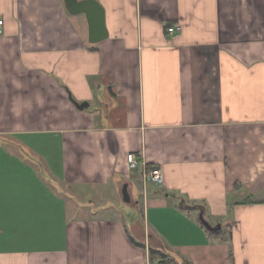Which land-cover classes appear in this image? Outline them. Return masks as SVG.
I'll return each instance as SVG.
<instances>
[{
  "label": "crops",
  "instance_id": "0c3cea01",
  "mask_svg": "<svg viewBox=\"0 0 264 264\" xmlns=\"http://www.w3.org/2000/svg\"><path fill=\"white\" fill-rule=\"evenodd\" d=\"M96 1L0 0V264H264V0Z\"/></svg>",
  "mask_w": 264,
  "mask_h": 264
},
{
  "label": "water",
  "instance_id": "95a60500",
  "mask_svg": "<svg viewBox=\"0 0 264 264\" xmlns=\"http://www.w3.org/2000/svg\"><path fill=\"white\" fill-rule=\"evenodd\" d=\"M63 5L66 11L70 14H84L87 27H88V40L90 43H98L107 37V31L104 21V11L102 6L96 0H63ZM71 102L79 110H82L88 106V103H78L69 97ZM122 200L125 203L130 202V197L126 190V185L122 188ZM200 222L204 227L210 231L218 229V227L212 228L200 215Z\"/></svg>",
  "mask_w": 264,
  "mask_h": 264
},
{
  "label": "built area",
  "instance_id": "2783aa9c",
  "mask_svg": "<svg viewBox=\"0 0 264 264\" xmlns=\"http://www.w3.org/2000/svg\"><path fill=\"white\" fill-rule=\"evenodd\" d=\"M2 23L3 21L0 19V34L2 33ZM178 29V27H168L167 31L169 33H173ZM127 162L130 168H135L138 164L137 159L134 154L127 155ZM143 178L146 182H150L152 184L160 185L163 183V176L161 170L159 168H154L146 173H144Z\"/></svg>",
  "mask_w": 264,
  "mask_h": 264
},
{
  "label": "trees",
  "instance_id": "16d2710c",
  "mask_svg": "<svg viewBox=\"0 0 264 264\" xmlns=\"http://www.w3.org/2000/svg\"><path fill=\"white\" fill-rule=\"evenodd\" d=\"M137 243V242H136ZM137 244H139V245H141V246H144L143 244H141V243H137ZM150 251H152L151 253L153 254V253H155V252H159V251H154V249H151L150 248ZM160 253V252H159ZM160 262L162 263H166V264H176L175 263V261L174 260H172L170 257H168V256H166L165 254H163V253H160Z\"/></svg>",
  "mask_w": 264,
  "mask_h": 264
},
{
  "label": "rangeland",
  "instance_id": "374dc122",
  "mask_svg": "<svg viewBox=\"0 0 264 264\" xmlns=\"http://www.w3.org/2000/svg\"><path fill=\"white\" fill-rule=\"evenodd\" d=\"M122 205H123V207H124V206H126V207H127V205H128V204H127V203H125V202H123V204H122Z\"/></svg>",
  "mask_w": 264,
  "mask_h": 264
}]
</instances>
